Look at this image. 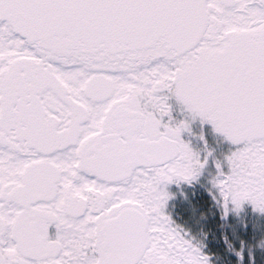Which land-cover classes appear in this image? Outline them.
Wrapping results in <instances>:
<instances>
[{
	"label": "snow or ice",
	"instance_id": "1",
	"mask_svg": "<svg viewBox=\"0 0 264 264\" xmlns=\"http://www.w3.org/2000/svg\"><path fill=\"white\" fill-rule=\"evenodd\" d=\"M196 120L264 213V0H0V264H211L165 211Z\"/></svg>",
	"mask_w": 264,
	"mask_h": 264
},
{
	"label": "rangeland",
	"instance_id": "2",
	"mask_svg": "<svg viewBox=\"0 0 264 264\" xmlns=\"http://www.w3.org/2000/svg\"><path fill=\"white\" fill-rule=\"evenodd\" d=\"M210 142L206 152L212 155L201 174L190 184L167 186L174 195L165 211L190 237L201 242L211 264H264V213L246 203L239 213L223 214L222 205L213 198L214 161L223 160L234 146L222 136L212 135Z\"/></svg>",
	"mask_w": 264,
	"mask_h": 264
},
{
	"label": "flooded vegetation",
	"instance_id": "3",
	"mask_svg": "<svg viewBox=\"0 0 264 264\" xmlns=\"http://www.w3.org/2000/svg\"><path fill=\"white\" fill-rule=\"evenodd\" d=\"M203 134L204 140L200 139V135ZM212 135L220 137L221 135L215 133L212 127L208 124L203 126L200 124L199 120L192 122L191 124V133L185 132L183 138L186 141H190L191 146L195 151L201 153V156L206 153V149L209 148ZM206 142V143H205Z\"/></svg>",
	"mask_w": 264,
	"mask_h": 264
}]
</instances>
